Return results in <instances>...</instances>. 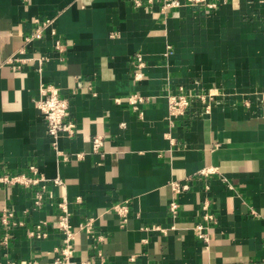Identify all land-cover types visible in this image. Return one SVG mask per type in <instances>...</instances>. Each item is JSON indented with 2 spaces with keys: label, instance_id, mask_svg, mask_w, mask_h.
Returning <instances> with one entry per match:
<instances>
[{
  "label": "crops",
  "instance_id": "0c3cea01",
  "mask_svg": "<svg viewBox=\"0 0 264 264\" xmlns=\"http://www.w3.org/2000/svg\"><path fill=\"white\" fill-rule=\"evenodd\" d=\"M136 1L0 0V176L35 167L46 179L42 207L40 186L0 185V264H54L63 200L75 264H264V0ZM42 21L51 24L32 38ZM46 84L76 126L58 142L66 159L36 107ZM180 87L215 97L209 110L195 99L171 126L167 95ZM133 94L148 98L137 110ZM124 202L122 225L113 207ZM90 218L101 242L79 230Z\"/></svg>",
  "mask_w": 264,
  "mask_h": 264
},
{
  "label": "built area",
  "instance_id": "2783aa9c",
  "mask_svg": "<svg viewBox=\"0 0 264 264\" xmlns=\"http://www.w3.org/2000/svg\"><path fill=\"white\" fill-rule=\"evenodd\" d=\"M139 4V1H136ZM202 0H187L189 4L200 3ZM181 3L179 1H168L167 7H179ZM213 5H209L212 7ZM39 28L32 38H41V28L47 27L51 24V21H42L39 22ZM30 38V39H32ZM29 40V39H28ZM63 45L61 42L56 43L57 49H62ZM45 59L39 58V63H43ZM134 66L138 69L135 74V80L140 81L144 78L142 69L145 66L143 54L139 53L135 57ZM215 94L211 91L206 93L200 92L198 94L186 93L183 87H180L177 93H172L167 95L168 101V120L171 126H174L176 121L181 118H184L191 107V104L195 99H199L205 106L206 109H210V103L214 101ZM148 98H145L141 95L133 94L127 98V102L133 106L134 109H138L139 105L146 103ZM36 107L42 113L46 125L47 133L52 138V146L58 151V142L63 136L72 137L75 134V124L70 120V104L67 99L62 97L61 90L51 84L42 85L39 91V96L36 99ZM92 146L95 153H99L103 147V137L97 135L92 140ZM58 155L66 159L64 154L61 151H58ZM31 176L26 174H14V175H2L0 176V185H22L25 187L33 188L40 186L39 189H36L34 195V205L36 207H42L46 195V187L42 183L46 182V179L39 175L35 167L30 168ZM215 168H207L201 171V175L207 176L209 174L215 173ZM55 184H61L62 182L59 179L54 180ZM173 191L176 193L186 190L187 186L180 184H172ZM59 208L58 215V228L62 231L64 235L63 243L61 247L57 249L59 257L55 259L54 264H75L73 258L75 256L74 240L77 235V231L72 227L70 223V213L67 208V202L65 200L59 201L57 203ZM205 211L208 210V203L204 205L203 208ZM113 210L117 213L120 218L121 224L125 225L128 221L129 216V204L127 202L115 205ZM170 212L173 217L177 215V204L172 202L170 205ZM15 215L13 212L4 209L2 215V221L5 225L10 224V221H13ZM205 220L213 222L215 220L214 216L211 214H205ZM41 226H38V230ZM198 236L199 238L208 241V235L203 231L204 226L199 225L198 227ZM79 230L87 233L88 236L93 237L97 242H101V237L95 236L94 228V219L90 218L85 223L81 224ZM32 236H40L39 231H34L31 233ZM98 257L100 262H104L103 255L99 252ZM29 264H40L39 262H32ZM80 264H93L92 261L83 260Z\"/></svg>",
  "mask_w": 264,
  "mask_h": 264
}]
</instances>
